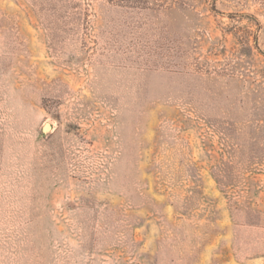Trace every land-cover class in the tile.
Masks as SVG:
<instances>
[{
	"label": "rangeland",
	"instance_id": "374dc122",
	"mask_svg": "<svg viewBox=\"0 0 264 264\" xmlns=\"http://www.w3.org/2000/svg\"><path fill=\"white\" fill-rule=\"evenodd\" d=\"M0 264H264V0H0Z\"/></svg>",
	"mask_w": 264,
	"mask_h": 264
}]
</instances>
